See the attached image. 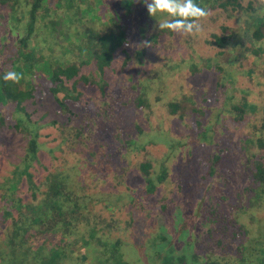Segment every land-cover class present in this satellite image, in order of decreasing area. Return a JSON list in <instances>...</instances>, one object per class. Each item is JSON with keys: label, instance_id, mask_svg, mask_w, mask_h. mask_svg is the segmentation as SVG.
<instances>
[{"label": "rangeland", "instance_id": "374dc122", "mask_svg": "<svg viewBox=\"0 0 264 264\" xmlns=\"http://www.w3.org/2000/svg\"><path fill=\"white\" fill-rule=\"evenodd\" d=\"M51 1L26 48L39 69L28 77L34 96L22 102L28 116L0 104V180L12 174L24 152L23 127L33 124L34 179L49 170L81 167L75 178L94 199L92 210L117 205L111 214L119 229L111 236H121L130 264H147L146 243L159 232L166 235L169 253L199 264L186 239L202 230V211L209 204L228 215L238 212L246 224L248 215L264 233L258 228L264 222V179L245 176L252 166H264V0H238L240 7L226 10L207 3L211 15L200 21L203 31L196 35L160 30L158 22L170 18L151 17L143 0ZM117 28L125 30L127 42L113 51L102 74L93 64L81 65L80 73L93 74L97 82L80 80L77 102L65 99L66 109L60 110L45 86L49 72L86 60L95 36ZM212 33L224 35L222 43L209 42ZM7 35L4 40H14L12 30ZM4 40L0 71L20 73V59L7 58L16 47L10 42L3 47ZM80 123L86 127L72 141L68 134ZM140 162L150 163L153 178L163 174L153 194L139 191ZM259 196L258 207L244 208L246 199L258 203ZM159 200L167 202L164 210Z\"/></svg>", "mask_w": 264, "mask_h": 264}, {"label": "trees", "instance_id": "16d2710c", "mask_svg": "<svg viewBox=\"0 0 264 264\" xmlns=\"http://www.w3.org/2000/svg\"><path fill=\"white\" fill-rule=\"evenodd\" d=\"M49 1L0 0V40L6 39L7 32L11 30L15 35L14 40H4L1 45L6 47L7 44L8 49L10 42L12 49L16 47L14 51L11 50V56L8 53L7 58L13 61L20 59L17 67L24 76L20 84H13L5 82V72L0 71V104H10L13 111L25 112L22 102L34 96V85L28 77L38 68L34 67V58L32 61L28 60L31 53L26 48L34 43V28L38 16L48 10L46 5ZM54 1L60 3L61 0L51 2ZM84 1L80 0V3ZM195 2L201 7L213 3L223 10L227 7H240L238 0ZM253 34H256L255 30ZM126 35L125 30L120 28L102 31L95 36L86 60L68 61L55 66L49 72L45 86L60 110L66 109L65 99L77 102L79 92L76 85L80 80L83 83L97 82L93 74L88 76L80 73L81 65L93 64V69L102 74L112 59L113 51L127 42ZM211 35L213 38L208 39L209 42L222 43L224 35ZM24 64L27 68H33V72L25 71ZM58 92H61L60 96L57 95ZM25 114L28 116L26 112ZM1 123L3 118L0 115ZM11 125L17 128V123ZM85 127L80 123L73 128V132L68 134L72 141L79 140ZM23 130L26 136L24 152L13 165L12 174L0 180V264H130L124 258L120 247L121 236H111L114 229H119L111 214L117 205L106 203L92 210L91 206L95 201L91 202L93 198L85 192L82 180L75 178L81 169L77 165L71 166L68 171L49 170L35 180L29 167L36 159L37 133L33 124L26 125ZM149 167V162L138 164L139 174L143 178V188L139 191L145 195L153 194L156 183L163 178L162 173H157L153 178ZM249 173V176L245 175L246 180H263L264 166L261 163L254 165ZM22 179L25 182V192L19 188ZM134 191L136 192L135 189ZM260 199L259 196L258 203L246 199L244 208L258 207ZM128 201H131V197ZM235 205H231L233 211L236 209ZM159 206L164 210L167 202L159 200ZM202 213V230H195L186 239V243L191 244L199 264H264V233L259 234V230L254 229L253 218L250 220L247 215L246 224L238 219V212L228 215V210L225 213L213 204L205 207ZM131 219L126 224H130ZM258 228L263 229L264 222ZM166 241V235L161 232L150 237V241L146 243V247L150 249V253L145 252L148 259L150 258L147 264H170V260H176L177 264H187L182 254L169 253L171 248L163 246ZM159 242L161 244L156 247Z\"/></svg>", "mask_w": 264, "mask_h": 264}, {"label": "clouds", "instance_id": "9594fccd", "mask_svg": "<svg viewBox=\"0 0 264 264\" xmlns=\"http://www.w3.org/2000/svg\"><path fill=\"white\" fill-rule=\"evenodd\" d=\"M148 14L156 17L157 14H166L167 17L158 22L160 30L167 29L179 35H196L203 31L200 23L206 20L211 12L205 7L198 5L195 0H143ZM24 79L22 73L9 70L3 75L5 82L20 84Z\"/></svg>", "mask_w": 264, "mask_h": 264}]
</instances>
